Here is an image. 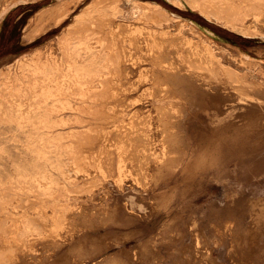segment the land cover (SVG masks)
Wrapping results in <instances>:
<instances>
[{
  "label": "rangeland",
  "instance_id": "374dc122",
  "mask_svg": "<svg viewBox=\"0 0 264 264\" xmlns=\"http://www.w3.org/2000/svg\"><path fill=\"white\" fill-rule=\"evenodd\" d=\"M0 87V264H264V0H0Z\"/></svg>",
  "mask_w": 264,
  "mask_h": 264
},
{
  "label": "bare ground",
  "instance_id": "6f19581e",
  "mask_svg": "<svg viewBox=\"0 0 264 264\" xmlns=\"http://www.w3.org/2000/svg\"><path fill=\"white\" fill-rule=\"evenodd\" d=\"M63 1V0H62ZM104 2V1H103ZM59 4V3H58ZM107 4V3H106ZM150 4L153 6V7H155L156 9H158L157 11H161V13L160 14H162V12L163 13H165V14H167V15H169L170 17H173V18H178V16H175V14L174 13H172V12H170V11H168L167 9H165V8H163L161 5H159L158 3H156V2H150ZM100 5V4H99ZM131 5V4H130ZM58 5H56V6H54V7H57ZM62 6V5H61ZM60 6V7H61ZM52 7V6H51ZM50 7V8H51ZM131 7V6H130ZM134 7H136V6H134ZM143 7H144V5H143ZM141 8V7H140ZM101 9V8H100ZM44 11H46L45 10V8L43 9V12ZM54 11V10H53ZM57 11V10H56ZM51 12H52V10H51ZM63 12V11H62ZM40 13V12H39ZM44 14H45V12H44ZM151 14V13H150ZM157 14V13H156ZM46 15V14H45ZM48 15V14H47ZM64 15V14H63ZM154 16V15H153ZM162 16V15H161ZM38 17V16H37ZM44 17V16H43ZM48 17V16H47ZM164 17H166V16H164ZM160 18V17H159ZM172 18V19H173ZM80 19V18H79ZM166 19V18H165ZM179 19V18H178ZM163 20V19H162ZM183 20V19H182ZM106 21V20H105ZM150 21V20H149ZM185 21H187V20H185ZM189 23V22H188ZM95 24V23H94ZM170 24V23H169ZM167 25V24H166ZM183 25V24H182ZM186 25V24H185ZM184 26V25H183ZM186 26H188V25H186ZM89 27V26H88ZM114 27V26H113ZM165 27V26H164ZM90 28V27H89ZM106 28V27H105ZM167 28V27H166ZM179 28V27H178ZM114 29V28H113ZM165 29V28H164ZM170 29V28H169ZM187 29V28H186ZM174 30V29H173ZM101 31V30H100ZM114 31V30H113ZM112 31V32H113ZM181 31V30H180ZM184 31V30H183ZM109 32H111V31H109ZM118 32V31H117ZM188 31L186 30V33H187ZM83 33V32H82ZM113 33H115V32H113ZM175 33V32H174ZM189 33V32H188ZM208 33V32H207ZM27 35V34H26ZM177 35V34H176ZM176 35H174L177 39H174L173 40V36L171 37L172 38V40L169 42V43H167V41L166 40H164V39H162L161 37H158V38H160V42H158L159 43V46L161 45L162 47L163 46H165V47H169V46H172L174 49H173V51L174 52H176L177 53V51L178 52H180V51H182L183 53L182 54H187L188 56L187 57H189L190 59L188 60V63H191V61H194V60H196L197 62H201V63H205L206 65L209 63V62H211L213 59H212V57H209V56H211V54H212V50H211V48L209 49V47H208V49L210 50V52L208 51H205V50H202L201 48H199V47H197L196 45L194 46V44H191L190 42H189V40L187 41V43H183L182 41H184L183 39H181V38H178ZM184 35V34H183ZM187 35V34H186ZM212 35V34H211ZM88 36V35H87ZM160 36V35H159ZM163 36V35H162ZM171 36V35H170ZM181 36H182V34H181ZM24 37V36H23ZM28 38V36L26 37V39ZM109 38H110V36H109ZM157 38V39H158ZM167 38H169V35H168V37ZM29 39V38H28ZM170 39V38H169ZM168 39V40H169ZM110 40V39H109ZM116 40V39H115ZM155 40V39H154ZM154 40L152 41V42H154ZM204 40V39H203ZM30 41V40H29ZM113 41V40H112ZM111 41V42H112ZM149 42V41H148ZM151 42V41H150ZM151 42V43H152ZM155 44H156V42H154ZM93 44V43H92ZM154 44V45H155ZM166 44H168V45H166ZM199 44V43H198ZM157 45V44H156ZM182 45V46H181ZM141 46V45H140ZM207 47V46H206ZM90 48H91V46H90ZM93 48V47H92ZM148 48V47H147ZM158 48V47H157ZM88 49V48H87ZM97 49V48H96ZM160 51V53L159 54H163V49L162 48H158ZM204 49H206V48H204ZM35 52V51H34ZM55 52V51H54ZM157 52L158 51H156V55H158L157 54ZM105 53V52H104ZM176 53H174V54H176ZM214 53V52H213ZM216 53V52H215ZM85 54H87V52L85 53ZM107 54V53H106ZM35 55V54H34ZM164 55V54H163ZM214 55V54H213ZM54 55H52V57H53ZM59 56V55H58ZM93 56V58L95 57V56H97L98 57V54H96V55H92ZM161 56V55H160ZM46 57V56H45ZM57 57V56H56ZM56 57H54V58H56ZM163 57V56H162ZM27 58V59H26ZM25 59L26 60H28V58L29 57H26ZM33 58V57H32ZM42 58V57H41ZM47 58H49V57H47ZM46 58V60H45V65H49V67H50V71H51V73H56V71H58L59 69H60V67H61V64L59 63V59L58 58H56V59H58V60H56V59H53V58H51V59H47ZM155 58H156V56H155ZM36 59V58H35ZM34 58L33 59H31V58H29V61L26 63V65H24V67L26 66H35L36 65V63H37V59L35 60ZM43 59H45L44 58V56H43V58L41 59V61L43 60ZM94 59H96V57L94 58ZM157 60L156 61H159L158 59H159V57H157L156 58ZM216 60V59H215ZM106 61V60H105ZM84 62V61H83ZM88 62V61H87ZM123 62V60H121L120 58L118 59V65H119V68H120V66H121V63ZM214 62V61H213ZM218 62V61H217ZM161 63H166V62H163V60L161 61ZM193 63V62H192ZM212 63V62H211ZM215 63V62H214ZM213 63V65H215ZM20 64H22V63H20ZM71 64V63H70ZM194 64V63H193ZM196 64V63H195ZM202 64V65H203ZM116 65V64H115ZM117 65V66H118ZM170 65H171V63H170ZM176 65V64H175ZM174 65V67L173 66H167V68H172V69H175V70H178V72L176 73V80H178V79H181V78H183L184 76H189V77H194V78H197L196 77V75L197 74H195V73H193L192 71H191V68H186V67H184L185 65L184 64H182L181 63V65H176L175 66ZM213 65H211V67L213 66ZM219 65H220V63H219ZM20 66V65H19ZM103 66V65H102ZM208 66V65H207ZM221 66V65H220ZM220 66H219V68H220ZM25 67V68H26ZM35 67H39L38 65H36ZM48 67V66H47ZM48 67V68H49ZM166 67V66H165ZM216 67V66H215ZM17 68H21V70L23 69V67H17ZM166 68V69H167ZM126 69H127V67H126V65H124V67H123V73H124V71H126ZM226 68H224V70H225ZM16 70V69H15ZM14 70V71H15ZM27 70V69H26ZM30 70V69H29ZM194 70V69H193ZM227 70V69H226ZM225 70V71H226ZM7 71V70H6ZM11 70H9V71H7V72H9L10 74H7V75H5L6 73H4V79L3 80H5L8 84H10V83H13L14 84V82L15 81H18L19 80V77H20V74H18V73H16V74H11V72H10ZM17 71H19L18 69H17ZM16 72V71H15ZM20 73V72H19ZM23 75V74H22ZM25 75V74H24ZM26 76V75H25ZM198 77H199V74H198ZM25 78V77H24ZM27 78V77H26ZM52 78V77H51ZM54 78V77H53ZM2 80V79H1ZM20 81V80H19ZM56 81V80H55ZM21 82V81H20ZM19 82V83H20ZM32 82V81H31ZM25 83V82H24ZM27 83V82H26ZM161 83V82H160ZM18 84V83H17ZM11 85V84H10ZM19 85V84H18ZM25 85V84H24ZM23 85V86H24ZM36 85V84H35ZM4 86V85H3ZM21 86V85H20ZM45 86H47V85H45ZM5 87H7V86H5ZM13 87V86H12ZM25 88H26V86H24ZM54 87V86H53ZM57 87H58V85H57ZM59 87H60V85H59ZM163 87H166V85H163ZM1 88V87H0ZM8 88V87H7ZM6 88V89H7ZM10 89H11V87H9ZM15 88H18V87H15ZM47 88V87H46ZM10 89H8V91L10 90ZM19 89V88H18ZM21 89V88H20ZM39 90L38 91H40V87L38 88ZM62 89V88H61ZM3 90V89H2ZM12 90H14V89H12ZM16 90V89H15ZM59 90V89H58ZM0 91H1V89H0ZM18 91V90H17ZM20 91V90H19ZM46 91V90H45ZM54 91H56L55 89H54ZM3 92V91H2ZM21 92V91H20ZM35 92H37V91H35ZM42 92V91H41ZM44 92V91H43ZM60 92H61V90H60ZM11 93H12V91H11ZM10 93V94H11ZM22 93H23V90H22ZM39 93V92H38ZM53 93V92H52ZM62 94L63 93H66V92H61ZM41 94V93H40ZM153 94H154V96L155 97H160V95L156 92V91H153ZM32 95V94H31ZM61 95V94H60ZM67 95V94H66ZM3 95H1V97H2ZM62 96H64V95H62ZM50 97V96H49ZM54 97V96H53ZM30 98V97H29ZM32 98V97H31ZM33 98H35V97H33ZM48 98V97H47ZM46 98V99H47ZM55 98H56V95H55ZM62 98V97H61ZM66 98V97H65ZM2 99H3V97H2ZM5 99V98H4ZM3 99V100H4ZM59 99V98H58ZM1 100V99H0ZM10 99H8V101L6 100V102H7V104L9 103V105L11 104V101H9ZM5 101V100H4ZM14 101V100H13ZM16 101H18V100H16ZM16 101H15V103H16ZM31 102V101H30ZM63 102V101H62ZM22 103V102H21ZM60 103H61V101H60ZM4 104V103H3ZM55 104V103H54ZM13 105H15V104H13ZM4 106V105H3ZM7 107V106H6ZM14 107V106H13ZM217 107L218 106H216L215 108L217 109ZM231 107L232 106H230V105H226V109L227 110H231ZM4 108V107H3ZM220 107H218V109H219ZM12 109V108H11ZM13 109H16V108H13ZM9 110H10V108H9ZM155 110H156V112H157V116H155V118L152 120V118H151V115H149V116H146V117H144L143 119L141 118V120L140 121H137V122H139L140 124H146V125H148V126H151V125H153L154 124V121H156L157 122V124H159V126H161V128L163 127V131H162V133H163V138L161 139V141L163 142V144H166L167 142H169V141H173L174 139H176V135L173 137L172 136V133L170 134V130H172V129H169V128H174L175 127V122L173 123V122H171V120H170V118L169 117H171L172 116V114H173V112H174V105H169L168 107H163V106H161V105H158L157 107H155ZM14 111V110H13ZM16 111H17V109H16ZM27 112V111H26ZM8 112H6V114H7ZM11 113V112H10ZM9 113V114H10ZM15 113V112H14ZM18 114V113H17ZM28 114V113H27ZM176 114V113H175ZM2 115V114H1ZM14 115V114H13ZM7 116V115H6ZM20 115H18V117H19ZM2 118V117H1ZM8 118V117H7ZM12 118V117H11ZM132 118V117H131ZM20 119V118H19ZM1 120V119H0ZM16 120V119H15ZM131 121V120H130ZM133 121V120H132ZM14 122V121H13ZM22 123V122H21ZM13 124V123H12ZM136 125H138V123H134V122H129V124H127V130L128 131H126L127 133H128V135L126 134V133H124V135H123V137H126V140L128 141V140H133V138H134V136H133V134L135 133V131L136 130H134V127L136 126ZM22 128V127H21ZM168 128V129H167ZM130 135H132V137H130ZM5 136V135H4ZM89 137V136H88ZM122 137V138H123ZM150 139H151V137H149L148 136V138H147V142H149L150 141ZM148 144V143H147ZM150 152H152V151H150ZM124 153V152H123ZM102 154V153H101ZM155 154V152L153 153H150L149 154V156H148V154H147V157L148 158H151L152 157V155H154ZM163 154L164 155H166L165 154V152H163ZM120 157H121V155H120ZM129 157V156H128ZM154 157V156H153ZM98 158V157H97ZM122 159V158H121ZM118 165H120V164H118ZM122 166V165H121ZM120 166V167H121ZM105 167H107V166H105ZM104 168V167H103ZM119 168V167H118ZM108 169V168H107ZM120 170L122 171V169L120 168ZM119 170V171H120ZM105 172V171H104ZM133 204V203H132ZM260 225V224H259ZM236 236V235H235ZM244 251V250H243ZM208 254V253H207ZM207 258L208 259H210L211 260V254H208L207 255ZM246 258V257H245ZM24 259V258H23ZM22 259V260H23ZM26 262V261H25ZM250 264H261V262H252V263H250Z\"/></svg>",
  "mask_w": 264,
  "mask_h": 264
}]
</instances>
